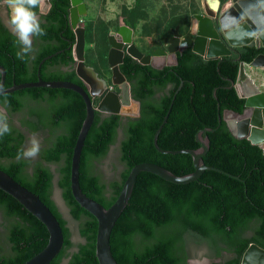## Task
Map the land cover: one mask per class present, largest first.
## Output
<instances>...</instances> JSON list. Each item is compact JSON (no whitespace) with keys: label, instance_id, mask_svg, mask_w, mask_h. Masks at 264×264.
I'll list each match as a JSON object with an SVG mask.
<instances>
[{"label":"trees","instance_id":"1","mask_svg":"<svg viewBox=\"0 0 264 264\" xmlns=\"http://www.w3.org/2000/svg\"><path fill=\"white\" fill-rule=\"evenodd\" d=\"M50 9L40 16L45 34L34 37L38 50L18 58L20 44L0 18V66L5 71L4 89L13 84L44 81H69L84 88L73 68L72 45L75 36L69 23V0H49ZM227 0H221L225 3ZM264 48L254 44L233 49L231 56L204 60L185 48L176 55V64L162 69L144 66L125 55L119 71L130 85L132 100L139 104L136 118H127L125 138L120 144L125 170L119 182L105 185L92 173V161L102 158L115 140L122 117L94 114L92 126L84 141L79 168V184L89 198L109 208L117 199L131 168L152 163L176 176L194 172L187 154H161L153 146V137L166 117L157 138L162 151L197 150L196 135L203 133L208 151L206 166L221 172L205 171L195 182L174 185L157 176L139 173L127 207L116 221L110 235V251L117 264H187V239L206 244L218 263L240 264L249 244L264 249V155L259 146L238 140L219 124L223 111L241 114L245 100L231 88L236 81L239 62L250 64ZM40 65V62L47 58ZM239 58V61H236ZM60 66L71 68L61 71ZM1 80V74H0ZM25 100L44 103L47 111L30 112L31 129L50 127L59 133L42 151L45 163H61L58 186L69 207L70 216L79 223L83 242L73 248L70 233L51 199L52 175L37 163L30 175L27 162L17 160L23 135L11 127L0 137V170L39 197L59 222L64 243L50 264H98L95 256L97 221L74 200L70 189V163L73 148L85 118V105L80 96L69 90L33 88L0 95V104L18 113ZM219 107V111H218ZM0 209L9 220L7 240L10 254L0 249V264H23L47 244L48 232L16 200L0 191ZM252 229V235L245 233ZM223 253L230 254L222 258Z\"/></svg>","mask_w":264,"mask_h":264},{"label":"water","instance_id":"2","mask_svg":"<svg viewBox=\"0 0 264 264\" xmlns=\"http://www.w3.org/2000/svg\"><path fill=\"white\" fill-rule=\"evenodd\" d=\"M226 2L229 5L222 9H218L217 1L213 6L209 3V5L204 4L205 15L194 17L196 26L193 39L189 37L181 39L177 30L173 31V36L166 43L169 45L168 52L173 54L174 64H176V53L182 52L185 48H190L194 54L204 60L229 57L233 49L251 44L264 48V0H227ZM69 3V23L75 36L72 45V56L75 62L74 71L76 77L83 83L84 88L69 81H44L41 79L38 70L35 82L13 84L10 88L4 90L6 94H12L33 88L62 89L76 93L83 100L86 114L71 156L70 189L75 202L97 221L95 256L98 264H117L110 251V235L116 221L128 205L138 174L148 173L174 185H185L198 180L205 171L221 172L216 168L206 166L203 162V157L208 151V140L207 138L202 139L201 135L211 133L214 130L204 129L197 133L196 142L199 145L197 150L162 151L157 146V138L166 122L165 117L154 134V148L161 154L189 155L192 159L194 172L184 176H176L159 165L140 163L131 168L117 199L109 208H104L101 204L87 197L80 188L79 168L84 141L92 126L94 114L95 112L106 116H126V114L121 113L120 95L111 91L108 87L102 91L98 87V81L104 82V80L98 78V74L92 67L85 65V31L84 28L78 26L79 17L85 12L83 0H69ZM49 9L50 1L44 0V3L39 7L38 16L46 15ZM113 37L118 39L117 42H113ZM109 42L111 49L108 54V63L112 67L113 76H120L127 85L130 100L138 105L130 96L129 84L120 73L119 65L122 63L124 56L128 55L141 65L152 66V56H157L159 53L164 55V52L156 50L151 53V56H144L132 43V30L124 25H121L118 32L110 37ZM179 42L181 43L178 44ZM49 58L43 59L40 65ZM236 61H239V58ZM247 65L244 62H239L236 81L231 83V88L236 91L238 97L245 100L243 112L239 114L228 110L223 111L221 116L218 113V122L221 124V121H223L234 138L238 140L246 139L252 145L259 146L264 155V93L260 91L251 94L243 93L249 82V77L245 71ZM249 66L264 68V55L257 56ZM0 74V84L4 88L5 71L1 66ZM94 99H97L96 107L93 104ZM225 113L232 115L233 118H228ZM138 114L139 105L137 116ZM0 191L16 200L27 212L44 225L48 232V241L44 249L23 264H50L59 255L64 243L62 228L56 217L38 196L21 186L2 170H0ZM213 262L218 263L219 261ZM240 264H264V249L254 243L249 244L241 257Z\"/></svg>","mask_w":264,"mask_h":264},{"label":"rangeland","instance_id":"3","mask_svg":"<svg viewBox=\"0 0 264 264\" xmlns=\"http://www.w3.org/2000/svg\"><path fill=\"white\" fill-rule=\"evenodd\" d=\"M217 1L218 9L226 7L228 3H221V0H83L85 12L79 17L78 26L85 31V65L92 67L110 87H112V67L108 63V54L111 49L110 37L114 36L121 25L132 30V43L144 55H149L156 50H165L166 41L173 36V31L177 30L181 39L189 37L194 38L193 25L196 23V15H205L204 4L211 6ZM208 4V5H209ZM216 5V6H217ZM39 7L35 10L38 14ZM10 15V6L6 0H0V18L6 28L10 30L8 19ZM37 40L33 37L32 51L28 53L34 56L38 46ZM20 45V51H21ZM159 58H157V61ZM168 63H173L169 59ZM246 68L249 75L254 79L260 92L264 93V68ZM114 87V86H113ZM109 88V87H108ZM118 88V87H117ZM113 89L116 90V87ZM119 91V89H118ZM119 93V92H118ZM97 106V99L94 107ZM136 112L132 115L126 114L132 118L137 116ZM0 109H4L8 116L10 127L15 128L24 135L23 148L28 146V139L35 133L41 140L42 148L40 155L27 162L25 173L30 175L37 163L47 168L52 175L51 199L57 207V210L66 221V226L70 233V240L73 248L82 243L79 236V223L70 216L69 207L62 198V192L58 186L60 178L61 163H45L41 159V154L53 141L59 132L50 127H41L37 130L31 129L29 123L30 112L32 110L41 112L47 111V106L25 100L23 109L18 113H11L0 104ZM228 117L229 115L225 113ZM126 123L120 125L116 131L114 142L109 147L107 153L98 160L92 161V173L100 178L106 188V196L109 195V185L112 182H119L120 174L125 170L121 161L120 144L125 138ZM24 160V159H23ZM9 220L0 209V249L3 254H10V245L7 240ZM252 235V229L245 233L246 237ZM187 264H206L213 261H220V258L213 259L206 244H197L193 240L187 239ZM231 255L223 253L222 258H229ZM61 264H68L67 257H64Z\"/></svg>","mask_w":264,"mask_h":264},{"label":"clouds","instance_id":"4","mask_svg":"<svg viewBox=\"0 0 264 264\" xmlns=\"http://www.w3.org/2000/svg\"><path fill=\"white\" fill-rule=\"evenodd\" d=\"M6 3L10 6L8 19L10 30L22 46L17 56L22 59L24 55L32 51L33 37L45 34L39 16L35 11L44 3V0H6ZM0 94H6L2 84H0ZM10 132L11 127L8 123L7 113L4 109H0V137ZM41 148V140L33 133L28 139V146L17 152L16 159H35L40 155Z\"/></svg>","mask_w":264,"mask_h":264},{"label":"bare ground","instance_id":"5","mask_svg":"<svg viewBox=\"0 0 264 264\" xmlns=\"http://www.w3.org/2000/svg\"><path fill=\"white\" fill-rule=\"evenodd\" d=\"M195 26H196V24L194 23L193 32L195 31ZM112 40H113V42H115V41L117 42L118 39L113 37ZM180 41H181V39H180ZM180 43L181 42H179L178 44H180ZM246 68H249V67L248 66L245 67L246 74L249 77V82L246 85V89L243 91V93L244 94H251V93L259 92L260 91L259 87L256 85L254 79L249 75ZM112 85L118 87V89H119L118 94L120 95V99H121V113L122 114H129V115L134 114L136 112V104L130 100L129 95H128L127 85L122 81L120 76H118V75L113 76ZM98 87L102 91L107 89L105 81L104 82L98 81Z\"/></svg>","mask_w":264,"mask_h":264},{"label":"flooded vegetation","instance_id":"6","mask_svg":"<svg viewBox=\"0 0 264 264\" xmlns=\"http://www.w3.org/2000/svg\"><path fill=\"white\" fill-rule=\"evenodd\" d=\"M39 19H40V16H39ZM13 34V33H12ZM167 45V47H166V49L165 50H163L162 52H164V55L162 54V53H159L157 56H152V59H151V64H152V66H150V65H148V66H150V67H152L153 69H162V68H164V67H168V66H172V65H175L174 64V60H173V63H168V61H169V59H173V54H170L169 52H168V43H166ZM37 50H38V46H37V48H36V51H35V53L37 52ZM124 50V49H123ZM161 51V50H160ZM183 51V50H182ZM152 53V52H151ZM151 53L149 54V55H144L143 53V55L144 56H151ZM178 53H180V52H177L176 53V55L178 54ZM157 58H159V60L157 61ZM73 68L75 69V62L73 63ZM58 69L59 70H61V71H70V69L71 68H69V67H65V66H60V67H58ZM95 71V70H94ZM98 77L100 78V79H102L103 80V78H101L100 76H99V74H98ZM105 81V80H104ZM126 81V80H125ZM127 82V81H126ZM105 83H106V88L107 87H109V89L111 90V91H114V92H119L118 91V88L116 87V86H114V87H116V90L115 89H113L114 87L112 86V87H110L109 85H108V83L105 81ZM129 87H130V85H129ZM130 96H131V94H130ZM95 101H96V99H94V102H93V104L95 105ZM139 105V104H138ZM100 114V113H99ZM102 117H107L106 115H103V114H100ZM122 117V121H121V125H123V124H125L126 123V119L127 118H132V117H130V116H121ZM134 118H136V117H134ZM228 118H233V116L232 115H229L228 116ZM18 131V130H17ZM20 134H22L20 131H18ZM23 135V134H22ZM23 138H24V135H23ZM25 140V139H24ZM23 144H24V141H23ZM23 144H22V147H23ZM44 167V166H43ZM32 173V172H31ZM120 176H121V174H120Z\"/></svg>","mask_w":264,"mask_h":264},{"label":"crops","instance_id":"7","mask_svg":"<svg viewBox=\"0 0 264 264\" xmlns=\"http://www.w3.org/2000/svg\"><path fill=\"white\" fill-rule=\"evenodd\" d=\"M228 5H229V3H228ZM228 5H227V6H228ZM247 66H249V65H247Z\"/></svg>","mask_w":264,"mask_h":264}]
</instances>
